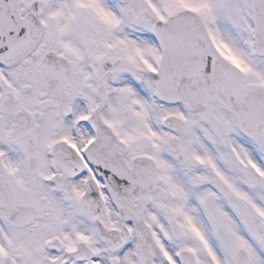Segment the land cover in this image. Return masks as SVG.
Returning <instances> with one entry per match:
<instances>
[{
	"label": "flooded vegetation",
	"instance_id": "obj_1",
	"mask_svg": "<svg viewBox=\"0 0 264 264\" xmlns=\"http://www.w3.org/2000/svg\"><path fill=\"white\" fill-rule=\"evenodd\" d=\"M31 1L43 22L40 37L19 62L0 65V264H189L190 255L192 264H211L190 239L194 232L243 241L251 215L244 209L245 185L256 189L260 176L242 150L213 147L224 144V129L210 126L207 107L222 96L189 110L202 112L194 119L180 109L168 112L183 126L166 136L175 146L166 148L172 164L163 163L166 139L149 136L167 108L154 97L151 73L162 49L150 34L154 16L145 0L140 6L80 0L77 7ZM204 24L228 58L212 25ZM150 101L156 116L148 115ZM137 156L153 158L158 176L143 207H136L141 191L129 188L144 177L131 173L140 167L131 164ZM132 216L150 226L156 254L133 248ZM184 229L189 236L182 242ZM258 231L260 251V223ZM246 251L249 264H262Z\"/></svg>",
	"mask_w": 264,
	"mask_h": 264
},
{
	"label": "water",
	"instance_id": "obj_2",
	"mask_svg": "<svg viewBox=\"0 0 264 264\" xmlns=\"http://www.w3.org/2000/svg\"><path fill=\"white\" fill-rule=\"evenodd\" d=\"M132 1L139 5L141 0ZM250 2L257 54L264 55V0ZM20 12L18 0H0V64L10 65L20 60L40 36L42 23L35 9H30L24 18ZM151 32L164 50L158 72L151 74L158 99L170 103L184 101L188 108L199 109L207 101L214 100L219 91L242 132L264 139V87L258 84L244 87L241 84L238 69L211 46L200 15L181 9L168 16L165 23L156 22ZM124 115L128 117V112L125 111ZM163 124L174 130L182 127L173 116L166 117ZM103 128L101 125L98 131L104 132ZM167 145L174 149L169 142ZM132 163L149 166L136 171L148 174L140 186L143 189L140 200L145 204L148 202L147 193L157 182L155 163L148 157H136ZM141 222L134 218L139 228L135 233L138 246L142 254L151 255L157 248L149 228ZM236 263L247 264L243 251L236 254Z\"/></svg>",
	"mask_w": 264,
	"mask_h": 264
},
{
	"label": "rangeland",
	"instance_id": "obj_3",
	"mask_svg": "<svg viewBox=\"0 0 264 264\" xmlns=\"http://www.w3.org/2000/svg\"><path fill=\"white\" fill-rule=\"evenodd\" d=\"M78 1L80 0H63V3L77 7ZM81 1L85 5H97L100 2V0ZM145 4L149 9L153 10V13L150 12V14H153L154 21L162 17L165 18L170 12L183 6L201 12L205 21L212 25L218 42L222 40L220 44L226 51L228 59L240 69L242 79L247 84L264 85V56L256 55L251 39L249 0H145ZM151 103L150 101L148 105V115L156 116ZM207 109L211 115L210 126H213V128L220 126L224 129L221 133L224 144L217 142L213 147L222 150L229 148L242 150L245 163L256 164L260 178L256 189L245 185L244 209L246 215H251L245 221L243 241L240 240L241 238L230 236L229 234L220 236L216 241L210 233L203 238L197 231L194 232L196 235L190 239L195 246L200 245L203 247H198L201 250L199 253L202 255L207 254L211 258V264H234V253L240 246L248 250L252 262L264 264L259 251L260 233L258 231L259 223L261 225L264 221V141L259 138L248 139L239 132L236 123L226 110L223 98H219L215 103L209 104ZM167 111L179 112V114H184L187 118L192 119L202 115V112L197 114L189 112L183 104L173 105ZM160 120H158L153 131L149 130L150 138H152V134H155L153 138L157 135L159 139H165L170 134L168 130L161 127ZM135 131H137V128L133 126L132 132ZM194 131L195 127L186 130L184 138L188 137V133ZM215 139L217 137H214ZM162 154H164L163 163H173L171 154L166 150L165 146L162 148ZM186 223L189 222L187 221ZM191 228L195 230L194 226H191ZM184 232L185 236L182 242L186 241L189 236L187 235L189 233L188 229H184ZM253 234L257 236L254 237ZM210 245L217 252L214 257L207 249ZM203 261H206V259L203 258Z\"/></svg>",
	"mask_w": 264,
	"mask_h": 264
},
{
	"label": "bare ground",
	"instance_id": "obj_4",
	"mask_svg": "<svg viewBox=\"0 0 264 264\" xmlns=\"http://www.w3.org/2000/svg\"><path fill=\"white\" fill-rule=\"evenodd\" d=\"M23 1L29 2L30 0H23ZM165 106H166L167 108H170V107L173 106V104H172V103H165Z\"/></svg>",
	"mask_w": 264,
	"mask_h": 264
}]
</instances>
